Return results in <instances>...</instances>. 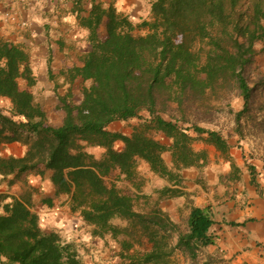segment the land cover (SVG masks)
Segmentation results:
<instances>
[{
  "label": "trees",
  "instance_id": "trees-1",
  "mask_svg": "<svg viewBox=\"0 0 264 264\" xmlns=\"http://www.w3.org/2000/svg\"><path fill=\"white\" fill-rule=\"evenodd\" d=\"M72 2L78 24L89 32V48L75 74L91 84L81 88L78 104L63 99L59 126L49 125L32 94L18 86L19 78L33 82L29 54L0 41V98L10 101L8 109L0 107V175L42 176L50 171L55 194L69 196L72 209L79 211L94 235L122 237L118 264H170L175 251L181 253L183 264H207L198 253L215 242L208 208L192 206L183 232L157 209L137 211L133 196L109 184L106 177L116 170L130 178L140 159L153 174L177 185L183 169L208 163L207 151L194 149L197 142L227 157L231 145L219 131L185 126L183 112L166 119L159 108L172 103L183 111L194 102L236 93L242 106L234 119L238 122L246 115L252 93L246 68L257 54L256 43L264 42V0H150L149 19L137 24L112 4ZM85 4L89 10L82 15ZM103 20L106 34L100 39L97 30ZM132 119L142 122L129 135L107 130L113 122ZM14 141L26 147L24 154L3 155L2 147ZM116 141L123 144L119 151L114 149ZM85 146L101 147L104 153L95 159ZM166 151L169 167L162 157ZM247 166L254 182V169ZM175 192L168 187L161 191L169 196ZM116 219L125 224H114ZM144 239L151 248L135 250ZM0 264L85 263L73 243L40 227L29 198L22 196L10 202L0 199Z\"/></svg>",
  "mask_w": 264,
  "mask_h": 264
},
{
  "label": "crops",
  "instance_id": "crops-1",
  "mask_svg": "<svg viewBox=\"0 0 264 264\" xmlns=\"http://www.w3.org/2000/svg\"><path fill=\"white\" fill-rule=\"evenodd\" d=\"M96 1H100L103 7L112 4L134 24L146 19V16L149 17L150 0ZM75 9L72 0H0V41L18 45L30 56L29 67L33 82L30 85L26 79L19 78L18 86L32 94L33 103L45 113L47 123L52 126L62 123L63 99L70 104H78L81 88L91 84V80L83 81L75 74L76 69L82 67L83 57L89 48V32L78 24ZM88 10L89 5L85 4L82 15H87ZM10 11L13 12L14 21L7 16ZM97 32L100 39L105 37L104 20ZM0 107L8 109L9 99L1 97ZM25 148L22 143L14 141L4 145L1 152L16 158L24 154ZM201 149H205L208 156V163L201 174L210 183H214L217 176L209 163L214 153L218 152L213 146L203 143ZM84 150L95 159L101 158L104 153L101 147L85 146ZM238 157L237 149L233 145L229 146L226 162L232 163L239 171L238 179L231 183L230 193L226 198L214 200V189L200 188L195 182L199 172L193 168L183 169L180 172L182 181L177 185H167L176 191L175 194L166 196L159 205L150 206L149 210L157 209L162 216L177 224L180 217L187 220L192 206L208 208L213 220L209 231L215 240L214 244L208 247H221L227 253L237 246L236 242L243 241L242 236L246 238V242L249 240L250 243L246 244L249 246L258 238L264 240V181L259 183L255 179L251 182L249 170L240 165ZM116 188L122 191L119 187ZM162 188L157 194L162 195ZM222 190L224 189L219 185V196ZM155 191L150 190L148 195L154 196ZM22 196L29 198L30 209L38 216L39 225L43 230L69 234L68 236L76 239L69 242H80V245L89 250L88 253L98 250L95 251L99 253L97 256H89L94 259L95 264L98 257V264H109L108 258H105L106 250L99 251L102 247L101 240L105 245H113L118 239L109 233L94 235L93 228L84 223L79 211L72 209L69 196L55 194L50 171H45L42 176L33 172L21 174L19 177L8 175L3 178L0 175L2 202H10L12 198ZM148 201L150 202L151 198H148ZM78 223L88 227L90 235H82V230L78 231ZM90 237L92 241L88 245ZM250 253L256 255L259 252L253 248ZM87 261L89 260H83L85 264H94L91 259L89 263Z\"/></svg>",
  "mask_w": 264,
  "mask_h": 264
},
{
  "label": "rangeland",
  "instance_id": "rangeland-1",
  "mask_svg": "<svg viewBox=\"0 0 264 264\" xmlns=\"http://www.w3.org/2000/svg\"><path fill=\"white\" fill-rule=\"evenodd\" d=\"M146 19H149V17L147 18L146 16ZM141 33L144 34L145 32L141 31ZM255 49L257 50V54L254 56L251 64L246 68L247 79L252 87L250 105L246 115L242 116L238 122L235 121L234 114L240 110L242 100L236 93H228L226 96L220 97V99L213 96L209 99H204L201 103L194 102L193 104L195 105L183 108V111L178 109L179 107L176 104L168 103L165 107L159 108V113L166 119H170L174 117L178 118L183 112L187 121L185 122V126H189L192 123L208 130L219 131L223 137H227L230 145H233V147L237 149L240 165L247 169V165H251L254 169L255 179L260 183L264 181V42L256 43ZM141 115L145 117L147 113L144 112ZM141 122V119L113 122L107 127V130L129 135L134 127ZM148 133L155 138H160L155 131H148ZM162 142L168 144L169 140L163 139ZM122 145L120 141H116L114 143V149L119 151ZM201 145V142L195 143L194 149L200 150ZM97 156L99 155L97 154ZM162 157L166 165L168 167L171 166L170 153L166 151L162 154ZM209 165L213 169V173H216L217 180L214 183H210L204 178L201 174L204 169V167H202L200 169L193 168L194 171L199 172L195 182L200 188L214 189L216 191H214V200L226 198L230 193L231 183H234V181L238 179L239 170L234 171V168H232L229 162H226V159L220 152L214 153L213 158L210 159ZM228 167L231 170H228ZM106 181L109 184H113L115 187H119L123 192L133 196L135 209L145 214L151 211L149 210L151 207L159 205L160 202L166 199V196L170 197L169 194H157L160 188L164 187V185L165 187H168L167 185H175L173 182L153 174L149 170L148 164L140 159L136 160L135 168L130 178L119 176L118 171L115 170L106 177ZM219 185L224 189L222 190L221 196L217 194ZM154 189L156 190L155 195H148L149 191ZM148 198H151L150 202ZM78 224V231L82 230V235H90L88 227L82 223ZM114 224L124 225L125 222L116 219L114 220ZM177 225L181 231H186V218L180 217ZM59 234L61 238L67 242L76 240L74 237L68 236L69 234L65 235L63 232ZM119 237V239L122 238L121 236ZM119 239L116 240V244L113 242V245L109 243L105 245L101 240L102 247L99 251L102 249H104V251L106 250L105 258H108L107 261L109 264L119 263V257H117V251L120 248ZM242 240V242H236L237 246H234L232 252L229 253L221 247L200 248L198 253L199 258L202 261H207V264H264V240L258 238L254 241L252 246L246 245L250 242L249 240L246 242V238L243 236ZM91 241L92 237L89 238L87 244L90 245ZM79 243L80 242L74 241V245L79 250L82 259H87L89 261L91 259L95 264L94 259L89 258V256H97L99 253L95 251L98 250L92 249L93 251L88 253L89 250ZM151 246L152 245L144 239L141 244H135L134 249L143 252L149 250ZM253 248L258 250L259 253L256 255L251 254L250 251ZM98 258L96 264H98ZM89 261L87 262L89 263ZM183 262L184 259L179 251L173 252L169 258L170 264H183Z\"/></svg>",
  "mask_w": 264,
  "mask_h": 264
},
{
  "label": "built area",
  "instance_id": "built-area-1",
  "mask_svg": "<svg viewBox=\"0 0 264 264\" xmlns=\"http://www.w3.org/2000/svg\"><path fill=\"white\" fill-rule=\"evenodd\" d=\"M9 14H7V16H8V18H10V20H13L14 21V15H12L13 14V12H8Z\"/></svg>",
  "mask_w": 264,
  "mask_h": 264
}]
</instances>
